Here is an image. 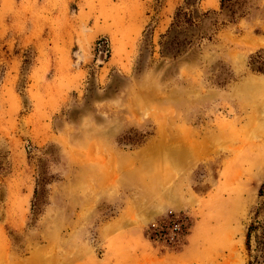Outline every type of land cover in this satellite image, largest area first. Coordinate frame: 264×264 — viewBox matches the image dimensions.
<instances>
[{
  "label": "rangeland",
  "instance_id": "374dc122",
  "mask_svg": "<svg viewBox=\"0 0 264 264\" xmlns=\"http://www.w3.org/2000/svg\"><path fill=\"white\" fill-rule=\"evenodd\" d=\"M183 1L0 0V264H264V0Z\"/></svg>",
  "mask_w": 264,
  "mask_h": 264
},
{
  "label": "trees",
  "instance_id": "16d2710c",
  "mask_svg": "<svg viewBox=\"0 0 264 264\" xmlns=\"http://www.w3.org/2000/svg\"><path fill=\"white\" fill-rule=\"evenodd\" d=\"M200 0H184L182 5H179L173 16V21L171 22V26H179L182 24L192 25L196 24L198 21V8ZM232 0H219L220 9H224L225 7L231 4ZM208 11L201 13L202 15L207 14ZM248 67L252 72L264 74V49L257 50L255 53L249 56ZM141 141L139 140L137 143L139 144ZM136 143V142H135ZM35 194L37 193V189H35ZM258 197L260 198V202L258 203L257 208L255 209V219L253 223H251L247 228L246 233V247L250 251V240L251 238H255L256 242V252L255 259L259 257H263L264 260V182L260 184L258 188ZM261 216V220L258 217ZM170 220L164 226L166 229L170 226H178L182 224L183 221L175 219L173 216L169 218ZM184 228L183 224L182 227ZM165 235L164 232L160 236Z\"/></svg>",
  "mask_w": 264,
  "mask_h": 264
}]
</instances>
